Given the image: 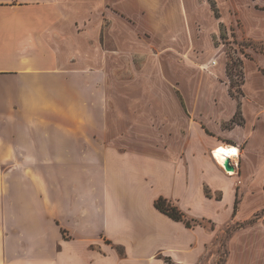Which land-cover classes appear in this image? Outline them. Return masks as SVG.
<instances>
[{
    "label": "crops",
    "instance_id": "1",
    "mask_svg": "<svg viewBox=\"0 0 264 264\" xmlns=\"http://www.w3.org/2000/svg\"><path fill=\"white\" fill-rule=\"evenodd\" d=\"M103 3L0 0V264H199L232 224L223 264H264V56L246 59L236 99L221 61L199 71L210 40L144 43L154 21L121 0L106 50ZM245 13L264 38L262 13ZM224 146L232 173L212 155Z\"/></svg>",
    "mask_w": 264,
    "mask_h": 264
},
{
    "label": "rangeland",
    "instance_id": "2",
    "mask_svg": "<svg viewBox=\"0 0 264 264\" xmlns=\"http://www.w3.org/2000/svg\"><path fill=\"white\" fill-rule=\"evenodd\" d=\"M121 2V8L125 6L127 8L125 11H130L131 15L138 19L140 25L145 27L147 21L145 18L143 24L139 20L140 13H143V18L148 13L147 18L154 21V30L133 27L137 30L138 35L140 34V37H144V43L149 44L153 39H160V35L157 34L161 32H163V44L168 41L169 46L176 44L177 39H180L184 46L189 44L190 38L196 44H203L206 40H210L213 46L212 53L208 56L210 60L201 69H198L201 72H206L207 69L210 70V66L218 65V62L221 61V65L225 68L226 82L236 99L240 97L242 91L241 85L246 59H254L258 55L264 56V38L252 37L251 33L256 32V30L249 29L244 20L246 18L250 19L245 11L256 10L262 13V16L258 19L264 21V0H121ZM103 4L102 21L98 25L99 35L104 48L112 50L115 32L112 17L114 13L119 12L116 9L118 4L117 0H104ZM183 7L185 8V14L180 15ZM161 9L166 11L162 22L159 13H157ZM122 16H125V14L122 13ZM164 16L167 17L168 21L165 20ZM77 28L81 29V24H78ZM153 50H155V47H153ZM140 60L142 58L135 57V64H139ZM107 68L108 76L105 86L111 87L112 65L110 64ZM170 89L183 101V96L178 91L175 78L170 79ZM108 98L106 96V102H111ZM240 118L238 112L234 119L240 121ZM262 216L264 218V212ZM204 225L209 227L208 223H204ZM236 228H238V225L232 224L223 228L222 231L218 229L210 250L201 257L199 264H223L227 254L228 236ZM164 261L166 264H172L169 260L164 259Z\"/></svg>",
    "mask_w": 264,
    "mask_h": 264
},
{
    "label": "trees",
    "instance_id": "3",
    "mask_svg": "<svg viewBox=\"0 0 264 264\" xmlns=\"http://www.w3.org/2000/svg\"><path fill=\"white\" fill-rule=\"evenodd\" d=\"M230 93L233 95V92L231 90H230ZM232 121H235V119ZM154 205L156 208H158L160 211L167 214L171 218H173L175 220H183L187 226L191 225V222L184 217V213H182L180 210H178L176 206L172 205L166 199L160 197L157 200H155ZM260 217H261L260 214H256L255 217H253L252 219H250L248 221H245L244 223L240 224V226L252 224L256 219H258ZM166 260H168V259H166Z\"/></svg>",
    "mask_w": 264,
    "mask_h": 264
},
{
    "label": "bare ground",
    "instance_id": "4",
    "mask_svg": "<svg viewBox=\"0 0 264 264\" xmlns=\"http://www.w3.org/2000/svg\"><path fill=\"white\" fill-rule=\"evenodd\" d=\"M236 151L237 149L235 147L224 146L217 148L214 150L215 159L220 166L224 165L227 157L234 156Z\"/></svg>",
    "mask_w": 264,
    "mask_h": 264
},
{
    "label": "built area",
    "instance_id": "5",
    "mask_svg": "<svg viewBox=\"0 0 264 264\" xmlns=\"http://www.w3.org/2000/svg\"><path fill=\"white\" fill-rule=\"evenodd\" d=\"M215 63V62H214ZM237 149V148H236ZM212 155L214 156V158H215V155H214V149L212 150ZM238 156H239V150L237 149V151L235 152V155L233 156V157H236V158H238ZM230 163H231V165L234 167V168H238V161H236L235 159H231V156H230ZM216 160V159H215ZM221 167L225 170V171H227L228 173H230V172H232L233 170H226L225 169V166L224 165H221Z\"/></svg>",
    "mask_w": 264,
    "mask_h": 264
},
{
    "label": "water",
    "instance_id": "6",
    "mask_svg": "<svg viewBox=\"0 0 264 264\" xmlns=\"http://www.w3.org/2000/svg\"><path fill=\"white\" fill-rule=\"evenodd\" d=\"M224 166H225L226 170H233L234 169V167L230 163V159L229 158L226 159V161L224 163Z\"/></svg>",
    "mask_w": 264,
    "mask_h": 264
}]
</instances>
